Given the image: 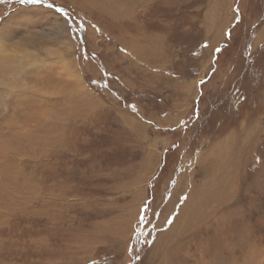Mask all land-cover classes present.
<instances>
[{"label":"rangeland","instance_id":"obj_1","mask_svg":"<svg viewBox=\"0 0 264 264\" xmlns=\"http://www.w3.org/2000/svg\"><path fill=\"white\" fill-rule=\"evenodd\" d=\"M48 2L0 0V264H264V0Z\"/></svg>","mask_w":264,"mask_h":264},{"label":"snow or ice","instance_id":"obj_2","mask_svg":"<svg viewBox=\"0 0 264 264\" xmlns=\"http://www.w3.org/2000/svg\"><path fill=\"white\" fill-rule=\"evenodd\" d=\"M20 4L22 5H31V6H38L41 9L52 11L54 10L56 13L60 14L62 17L67 16L68 14L65 12L64 8L59 7L53 3L48 2V0H19ZM70 28V25H66L65 31ZM230 35V34H229ZM5 41L0 38V61L7 62L10 59V54L4 52L5 48ZM217 51H220L217 49ZM201 85L205 84V80H201L199 82ZM6 87V85H5ZM181 123H184L183 121ZM138 258V257H137Z\"/></svg>","mask_w":264,"mask_h":264},{"label":"bare ground","instance_id":"obj_3","mask_svg":"<svg viewBox=\"0 0 264 264\" xmlns=\"http://www.w3.org/2000/svg\"><path fill=\"white\" fill-rule=\"evenodd\" d=\"M57 26H58V25H57ZM59 31H60V30H59ZM58 34H59V33H58ZM58 34H56V35H58ZM10 56H11V55H10ZM158 60H159V59H158ZM3 62H4V61H1V66L3 65ZM195 85H196V84H195Z\"/></svg>","mask_w":264,"mask_h":264}]
</instances>
